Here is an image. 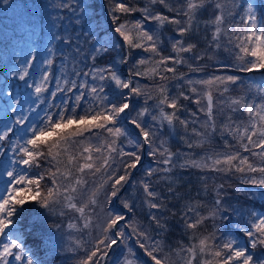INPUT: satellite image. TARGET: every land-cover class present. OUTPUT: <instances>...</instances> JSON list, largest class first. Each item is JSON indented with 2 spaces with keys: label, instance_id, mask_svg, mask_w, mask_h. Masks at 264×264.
Segmentation results:
<instances>
[{
  "label": "snow or ice",
  "instance_id": "snow-or-ice-1",
  "mask_svg": "<svg viewBox=\"0 0 264 264\" xmlns=\"http://www.w3.org/2000/svg\"><path fill=\"white\" fill-rule=\"evenodd\" d=\"M157 4L170 14L155 11ZM40 7L30 0H0V16L11 13L10 23L0 20L5 78L0 89V175L7 177L0 195V264H39L16 228L25 206L32 203L48 217L66 218L67 229L87 234V241L68 234L75 244L69 250H84L77 264H103L108 250L133 238L154 264H264V211H241L231 202L234 192L264 199V190L240 189H264V81L245 82L239 75L264 74V4L258 8L251 0H148L140 7L134 0H106L110 32L101 27L86 0H59L55 32L51 27L45 31ZM136 12L142 14L140 19L128 18ZM204 12L208 18L199 19ZM165 25L174 26L178 38L165 36ZM44 40L46 57L39 52ZM167 47L169 55L164 54ZM134 50L146 55L133 59ZM37 60L44 67L35 80L30 70ZM129 64L122 73L120 66ZM184 65L203 77L179 72ZM9 77L30 89L26 98L24 91L18 94L9 86ZM53 82L55 90L50 91ZM173 82L176 94H171ZM110 86L113 96L107 92ZM60 93L66 94L65 100L48 104L41 114L47 99ZM134 97L143 98L144 106L136 108ZM181 100L197 106L203 101L198 108L203 120ZM182 109L190 113L189 119L180 118ZM124 122L138 129L134 138ZM177 124L189 149L209 146L199 159L168 146L162 129L167 126L171 134ZM216 136L224 141L220 150L210 147ZM125 141L134 150H125ZM146 149L155 166L133 182L138 194L121 196ZM190 168L203 173L200 198L184 201L180 216L188 243L172 248L164 239L165 212L171 211L169 200L179 198L175 170ZM224 177H236L239 183L216 182ZM115 199L120 208L114 206ZM137 202L149 209L147 224L135 216ZM232 214L239 216L245 243L221 232ZM64 226V221L47 224L58 232ZM127 252L133 259L125 257L124 264H137L134 250L128 247Z\"/></svg>",
  "mask_w": 264,
  "mask_h": 264
},
{
  "label": "trees",
  "instance_id": "trees-1",
  "mask_svg": "<svg viewBox=\"0 0 264 264\" xmlns=\"http://www.w3.org/2000/svg\"><path fill=\"white\" fill-rule=\"evenodd\" d=\"M259 1L260 0H258V2ZM30 2H34L37 5L41 6L38 9V14L43 15V18L45 21V31L47 32L49 30V27H51V31L55 32L56 31L55 25L58 23V21L56 20V17L61 15L60 10L55 7V5L59 2V0H30ZM134 2L137 3L138 6L143 7L145 4L148 3V0H134ZM239 2L241 4H243L244 0H239ZM86 3L93 5V12H94L95 16L97 17L101 27L105 31L110 32V24L106 18V15L104 14V7L100 5L99 0H86ZM105 4H106V0H105ZM154 9H155V11L164 12L165 14H170L167 12V9H165L164 6L159 5V4L155 5ZM141 15L142 14L140 12H136L134 14H131L128 18L131 20H137V19L141 18ZM8 16H11V13H9ZM8 16L0 17V20H3V22L6 24L10 23ZM207 18H208L207 12L202 13L201 16L199 17V19H201V20H204ZM237 19H239V18L237 17ZM154 25H155V22H152L148 26L153 27ZM162 31H163V34L167 37L178 38L177 33L175 31V28L172 25H165L164 28L162 29ZM46 43H47V40H44L41 42V44L39 46V52H40V55L42 57L47 56V53L45 52V48H44ZM168 43H169V41L166 40L165 44L167 45ZM200 47L202 48L203 45L201 44ZM164 54L165 55L171 54L170 47H167L164 50ZM144 55H146V54L143 53L142 51L134 50L133 59L139 58L140 56H144ZM185 55H187V54H185ZM219 59L227 62V59L223 55H221L219 57ZM100 63H103V61H101ZM202 63H204V62H202V61L196 62V65L199 66ZM35 66L37 68V72L40 75L39 70H40V68L43 69L44 66L40 63L39 60L36 61ZM129 67H131V64ZM120 68H121L122 73H126L124 65H121ZM3 71H4L3 67L0 66V89H2L4 87ZM54 71H55V74L57 77H59L61 75L62 70L59 68V62H57V65L54 66ZM178 71L187 73L189 78H193V79H199V78L203 77V73L190 72L189 68L186 65L179 66ZM207 71L211 72V71H214V69H208ZM216 74H224V73L223 72H217ZM228 74H239V73L229 72ZM239 75L243 76V79L245 80V82H247V81H256V82L264 81V74H262L260 72H257L255 74L248 73V74H239ZM72 78H74V77H72ZM12 79H13L12 77H9V81ZM141 80H142L141 83H149V81H147V80H144V79H141ZM16 83H18L17 80L13 81L11 87L15 88ZM174 85H175V82H173L172 84L169 85L171 88V94H176V87ZM185 88H187V85H185ZM54 90H55V82H53L50 91H54ZM107 92H108L109 96H113L114 95V86H110L108 88ZM16 93H18L17 90H16ZM233 94H236V93H233ZM65 96H66L65 93H60V94H57V97L54 100L49 97L47 99V103L41 106V114H43V111L47 110L48 104H61L65 100ZM86 99H87V97H86ZM214 102H215V94H214ZM83 103L84 102H82V104ZM181 103L184 104L187 109H190L193 112H197L200 120H203L204 113H199V111H198L199 107L204 106L203 101H202L200 106L195 105L192 102V100H181ZM133 105L136 108L144 106V99L141 97H134L133 98ZM151 105H152V102L149 101V106H151ZM166 110L171 111V109H166ZM214 112H215V108H214ZM178 115L180 116L181 119H189L190 118V113L188 111L183 110V109L181 110L180 113H178ZM219 122L220 121L218 119V123ZM124 126H125L127 132L129 133V135L134 138L136 135L131 131V129L126 124H124ZM196 126L199 127V124H197ZM166 128H167V131L169 132V128L168 127H166ZM190 129H191V125L189 127V133H190ZM172 131H173V129H172ZM174 132H173V135L171 136L172 139H171V144H170L173 152H176L177 150H179L181 154H188L193 159H199L201 156H203L205 154V151H207L209 148L208 145H205V148H203V149L202 148L189 149L187 147V145L181 139L184 136V129L179 124H177L176 127L174 128ZM223 143H224L223 139H221L219 136H216L213 139L210 147L214 148L216 150H220L221 147L223 146ZM125 145H126L125 150H133L130 148V146H127L126 141H125ZM151 165L155 166L153 158L148 157L145 165L142 167L140 172L136 175L135 182L142 177V175L144 174L143 173L144 169L149 168ZM175 173H176V176L179 178V184L176 186V191L178 193L179 198L169 200L168 208L171 211L165 212V216L167 217V223H168V231L164 234L165 242L169 246H171L172 248L178 247L181 244V242H183L184 244L188 243L187 236H186L185 229H184V225H183V222H182L181 216H180V209L182 208L185 200H187L189 198H197V199L200 198V197H197V192L200 189L199 177L203 174L201 172V170L195 169V168H190L187 170L176 169ZM216 182L217 183L225 182L227 184H238L239 183V181L236 177H232L230 180L227 177H224L223 179L218 178ZM210 183H211V181H210ZM132 185L130 186L131 188L129 187V191L132 189ZM240 189L242 191H245V192L248 190H252V191L264 190V189H260L258 186H251V185H240ZM229 191H232V189H229ZM203 195L204 194L201 193V196H203ZM213 195H214V193H213ZM231 202H232L233 207L239 208L241 211H247L248 209H254L256 211H264V199H260L259 197H248L246 195L241 196L239 194V192H234ZM152 211H156V210H152ZM171 212H175L176 215L175 216L171 215ZM148 213H149V209L146 206L142 205L141 203L137 202L136 208H135L136 218L138 220L142 221L143 223L147 224L150 221V216ZM238 219H239L238 215L232 214L231 218L228 221H225L224 224L221 226V232H227L229 235L236 236L241 241V243H245L247 241V237L244 236L243 232L240 230L241 225L238 223ZM24 224H26V223H24ZM24 224H22V225L24 226ZM68 230L70 231L69 233H71L72 236H75L76 239L80 238L83 241L88 240V236L86 233L81 235L78 232V230L67 229L66 221H65V226L61 229V231H59L60 233H63V235L61 236V234H60V238L58 240H56L57 239L56 238L55 239L56 241H53V242L48 241L46 244L43 243L42 248L34 249L32 246H30L31 251L34 253V255H37V256H35V258L37 259V261H39V264H77V262L81 259V257L84 256V250H83V248H80L79 246H76L77 251L74 252L77 254V256L74 255L73 252H71L73 254L72 255L70 252H68L65 249L66 242L69 243V240H67V239H69V236H68L69 233H67ZM153 231H155L154 226H153ZM20 232L22 235V233H24V230H21ZM95 235H96V233L94 232L93 236H95ZM26 237H27V239L25 240L26 244H29V242L32 240V238H30V236H28V235H26ZM43 238H44V236H43ZM133 239L134 240H131L133 242L132 246L138 245L135 238H133ZM70 241H71L72 247L75 246L74 240L71 239ZM54 245H55V250H54ZM88 246L89 245L87 243H85L84 247H88ZM257 251H259V250H257ZM121 254H122V252H120L119 248L116 246L114 248L110 258H109L108 264H124L125 257H123ZM135 259L137 260V264H154V262L151 261L150 257H148L145 254L143 249L138 250V252H135Z\"/></svg>",
  "mask_w": 264,
  "mask_h": 264
},
{
  "label": "rangeland",
  "instance_id": "rangeland-1",
  "mask_svg": "<svg viewBox=\"0 0 264 264\" xmlns=\"http://www.w3.org/2000/svg\"><path fill=\"white\" fill-rule=\"evenodd\" d=\"M99 3H100L101 6H105L106 5L105 4V0H103V4L104 5L100 2V0H99ZM254 3L259 8L262 4H264V1L263 0H260L258 2V0H255ZM262 11H264V9H262ZM104 14H106V18L107 17H110V15H109V13H107V11H106V13L104 12ZM0 17H4V16H0ZM107 20H108V18H107ZM129 66H130V64H129ZM30 71H31L32 79L38 80L39 73L37 72L36 66H34V68L31 69ZM41 71H42V68H40L39 72L41 73ZM15 80H17V79L16 78H13L12 80L9 81V86L10 87L12 86V82L15 81ZM17 82L18 83L15 84V89L17 90L18 94L21 93L22 91H24L25 92V98H26V92L27 91H30V89H25L24 86H23V82H20L18 80H17ZM31 82H32V80H29V83H31ZM0 102H2V101H0ZM25 107H26V105H25ZM133 115H135V113H133ZM32 118L35 119L36 117L33 116ZM166 127L167 126H165V128L162 129V132H163L164 136L169 139L168 146L171 148V146H170L171 139H172L171 136L173 135L174 129H173V131L171 130V134H169V132L167 131V128ZM136 130L138 131V129H136ZM171 150H172V148H171ZM9 155H11V154L9 153ZM150 167H153V166L151 165ZM143 173H145V169H144ZM143 176H144V174L142 175V177ZM135 179L136 178H134L133 182H135ZM6 180H7V177L6 176L0 175V195H3V193H4L5 181ZM139 180H137L136 182H138ZM133 182L131 183V185L133 184ZM139 191H140V189L138 187L137 188H134L133 185H132V189L130 191L128 189L126 192H124L122 194V196H127L129 193L138 194ZM118 203L120 204L119 199H118ZM25 208H26V212L19 218L18 223L16 224V228H18V227L20 228V226H22L21 229L24 230V233H22V238L24 240L27 239L26 235H28V236H30V238H32V240L29 242V244H27V247L30 249V251H31L30 246H32L34 249L42 248V244L43 243L46 244L48 241H52V242L53 241H56V240H58L60 238V234H61V236L63 235V233L58 232L56 229H48L47 228V224L60 223L62 221L65 222L66 221V218H64V217H59L58 218L56 216L48 217L47 216V213H46V210L40 208L35 203H32L30 205H26ZM72 215H78V214L72 213ZM24 223H26V224H24ZM20 224H24L25 227L23 225H20ZM74 230H77V229H74ZM128 231H130V230H128ZM69 232L70 231L68 230L67 233H69ZM43 236H44V238H43ZM67 240H69V243L66 242L65 249L68 252L71 253V252H73V251L69 250L72 247L71 241H70L71 239H67ZM132 240H134V239H132ZM132 244H133V242L131 240L130 241H126L125 244L118 243L117 247L119 248L120 252H122L121 255L123 257H128V252H127L128 247H132V249L134 250V252H138V250H142L139 247V245L132 246ZM73 254L77 256L76 253L73 252ZM35 256H37V255H35ZM128 258L129 259H133V257H128ZM13 264H15V262H13Z\"/></svg>",
  "mask_w": 264,
  "mask_h": 264
},
{
  "label": "water",
  "instance_id": "water-1",
  "mask_svg": "<svg viewBox=\"0 0 264 264\" xmlns=\"http://www.w3.org/2000/svg\"><path fill=\"white\" fill-rule=\"evenodd\" d=\"M101 2L103 3V0H101ZM108 20H109V22H110V24L112 23L111 22V20H110V18L108 17ZM128 126H130L132 129H133V131H134V133L137 135L138 134V131L130 124V123H128V122H125ZM146 152H147V149L145 150V154L143 155V160L141 161V166H139L136 170H134L133 171V173H132V180L134 179V177H135V175L138 173V171L141 169V167L143 166V164H144V162L146 161V159H147V154H146ZM131 180V181H132ZM130 181V182H131ZM130 182H129V184H130ZM128 184V185H129ZM128 185H126L124 188H123V190L121 191V194L127 189V186ZM120 194V195H121ZM114 247V246H113ZM113 247H112V249H113ZM112 249H110L109 251H108V256H109V254L111 253V251H112ZM108 256L105 258V261H104V263L103 264H106L107 263V258H108Z\"/></svg>",
  "mask_w": 264,
  "mask_h": 264
}]
</instances>
